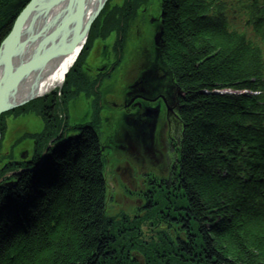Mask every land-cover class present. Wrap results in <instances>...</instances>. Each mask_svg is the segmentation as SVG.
<instances>
[{
    "label": "trees",
    "instance_id": "1",
    "mask_svg": "<svg viewBox=\"0 0 264 264\" xmlns=\"http://www.w3.org/2000/svg\"><path fill=\"white\" fill-rule=\"evenodd\" d=\"M30 1L0 0V44ZM113 1L99 18L121 16L128 0ZM230 3L241 29L229 20ZM159 7L162 57L184 92L176 176L183 203L162 214V221L175 218V226L165 225L167 232L150 242L139 243L141 232L133 228V249L139 247L146 264L160 263L158 257L162 264H200L202 258L204 264H264V0H160ZM98 24L89 39L98 36ZM85 51L60 99L52 93L0 117V178L35 168L47 142L66 128L58 114L66 112L67 89ZM227 91L258 94L221 93ZM26 115L37 117L41 130L22 132L3 152L8 119ZM22 141L32 150L24 161L12 153ZM54 148L46 168L13 177L16 187H0V264H137L116 236L124 230L106 214L96 133L88 128ZM181 235L187 243L178 242Z\"/></svg>",
    "mask_w": 264,
    "mask_h": 264
},
{
    "label": "flooded vegetation",
    "instance_id": "2",
    "mask_svg": "<svg viewBox=\"0 0 264 264\" xmlns=\"http://www.w3.org/2000/svg\"><path fill=\"white\" fill-rule=\"evenodd\" d=\"M150 8L149 6L142 8L144 18L142 22L135 26V38L133 36L132 41L127 40L131 17L123 18L120 24L121 36L119 41L111 38L108 41H103L102 43L106 45L101 46V49H104L103 52L99 48V54H97L99 57L93 63V67H87L90 63L86 66L87 73L91 78L89 82L100 75L107 74L110 70L116 72L115 79L121 82V86H119L121 93L117 96L109 97L106 93L101 94L102 98L109 100L110 105L115 109L113 123L118 121L124 113H127L125 115L137 114L139 106L144 109L156 107L155 128L158 132L153 136H156V139L160 137L161 142L155 143L150 140L151 145L148 148L141 144L140 150H131L127 154L118 152V156L123 157L127 155L128 157L118 159L116 164L118 165L120 161L123 162V167H116L118 170L116 174L119 178L123 179L122 181L129 180L133 185L134 166L140 172H143L141 174L143 177L141 183L143 189L139 190L138 195L145 200L151 197L156 187L166 189L173 183L171 177L177 164V142L180 132L178 122L180 98L177 96L178 91L175 89L176 86H173V81L166 77H169V75L164 71L165 64L163 59H157L156 49L153 45V36L160 22H158V16L156 17L151 14ZM122 52H124V59L122 58L119 63ZM96 70H98V73H96ZM119 71L124 73L123 78L117 76ZM142 77H145V81L141 88L129 93V87ZM115 84L116 82L113 83V87H115ZM171 97L175 99L174 105L170 103L169 99ZM88 114L90 113L88 112ZM84 120H86V117H84ZM115 147L117 148V146ZM121 149L127 150L123 146ZM102 150L104 151V156L110 154V152L112 154L115 151L112 145L111 147L106 146ZM114 154V156H117L116 153ZM149 156L152 157L150 158ZM149 168H154L156 171L154 172L153 170V176L144 171ZM154 184H156V187H154Z\"/></svg>",
    "mask_w": 264,
    "mask_h": 264
},
{
    "label": "water",
    "instance_id": "3",
    "mask_svg": "<svg viewBox=\"0 0 264 264\" xmlns=\"http://www.w3.org/2000/svg\"><path fill=\"white\" fill-rule=\"evenodd\" d=\"M105 2L31 0L28 3L8 39L0 45V116L60 87L64 70L70 69ZM33 12H37V17H33ZM161 36L159 32L155 37L158 45Z\"/></svg>",
    "mask_w": 264,
    "mask_h": 264
},
{
    "label": "rangeland",
    "instance_id": "4",
    "mask_svg": "<svg viewBox=\"0 0 264 264\" xmlns=\"http://www.w3.org/2000/svg\"><path fill=\"white\" fill-rule=\"evenodd\" d=\"M123 0H117V2H119V4H122ZM108 3V2H107ZM27 6V5H26ZM147 7H151L150 8V12L152 15H155L158 13L159 11V0H150L148 2V4L146 5ZM158 6V8H157ZM230 11H229V20L231 22V24H235L239 29L242 28V24H241V20L239 18V14L237 13V11L233 10V7H230ZM110 9L107 8V12ZM126 10H129L131 13V19H130V24H129V30H128V34H127V40L128 41H132L133 36L135 38V33L134 30L136 29V25L140 22H142L143 18H144V12L142 11L141 8V3L140 5H138L136 2H132L130 4H126L125 7H123L120 11V13L125 12ZM115 16L113 15H109L107 17H102L103 19H113ZM132 25H133V30H132ZM103 26V23L101 22V24H98L96 26V31L98 32H102L101 27ZM4 40V39H3ZM95 42V40H93L92 42H90V50H89V54L91 56L92 54V60L93 58L99 54L95 53L93 51L94 47L93 43ZM98 42H95V44ZM99 44V48L101 50V52H103L104 49H101V46H105L106 44L104 43H98ZM98 48V49H99ZM88 54V55H89ZM123 54L124 52H122V55L120 56V60L119 63L121 62V59L123 58ZM90 56L88 58L89 60V65L87 66L88 68L90 66L93 67V63L97 60V58L99 57L98 55L94 58V61L92 62V60L90 59ZM87 57V56H86ZM116 58H117V54H116ZM124 59V58H123ZM81 70V65L79 66V68H77V72L75 74L72 75L71 78V83L75 86H78L77 88H75L76 91H79L81 96L80 98L76 99L74 101L73 104H71V109H70V122L73 123H78L77 118L76 117H80V114H76L77 111L76 109L81 113V114H87L86 109L92 114V119L96 121V123L98 124L97 127V131H96V136L98 137L99 140V149L100 151L106 147V146H110L111 144L110 142H113V146L117 145V148L121 149V147H125V144L122 142L121 138L118 139V143H117V138H113L111 139V137H113L112 135L108 134V137L106 139H104V133H102L101 128L104 127L102 125V121H114L113 120V116L115 114V109L112 108L111 105L109 104H101V88L105 85V86H111L114 82V79L116 77V72L114 70H110L107 74L105 75H100L96 78L93 79V83L91 84L89 82V78L90 76L88 75L87 71H85L84 74L81 75L80 73ZM110 88V87H109ZM91 93L92 95H97L100 100H91L87 94ZM84 95V96H83ZM58 98H61V96H57ZM28 105V104H26ZM25 105V106H26ZM156 108V107H155ZM154 108V109H155ZM47 112L52 116L54 113L50 110L47 109ZM103 113L102 116H100V113ZM56 114V113H55ZM76 114V115H75ZM138 114V112H137ZM147 114L149 116H156V110H152V111H148ZM136 115V114H135ZM50 116V117H51ZM125 115H123L120 118V122L122 121L123 117ZM11 120V121H10ZM83 122H86V120H84ZM149 122H151L149 120ZM116 122L114 124H110L111 125H115ZM75 126H72L71 128H69V130L67 128H65V132H72ZM42 128V124L40 125V120L37 117H34L32 115H26L23 117L18 118L17 120H12V119H8V133L7 136L5 137L4 143H3V152L7 151L8 148L10 147L11 142L18 137L20 134H22V132L24 131H40ZM92 128V127H91ZM103 129V128H102ZM156 129V128H155ZM86 130V129H85ZM84 131V130H83ZM140 129L137 130L136 132L139 134ZM180 134V132H179ZM111 139V140H110ZM58 141H55V139H50L46 145L56 143ZM1 143V140H0ZM25 141L20 142L21 146L22 144H24ZM54 147H57V145L54 144ZM13 150L12 153L15 155L14 158H17V153H15V150H17V148L19 147H15L12 146ZM31 151L29 145L27 144V146H21L20 148V153L21 151ZM17 151V152H18ZM46 155H48V151L45 153ZM115 154L110 152V154H106L104 156V158H102V173H103V177L105 180V184H106V214L107 216H111L113 218V221L116 219L115 225L118 226V229L122 228L124 230V232L122 234L120 233H116V236L118 238L120 242V244L123 242L124 243V239H125V243H128V249L131 252L137 251L139 252V247H137V250L133 249V246H135V241L134 239L130 236V234L132 233L131 230H133V228L135 229L136 223L138 224L139 230L141 231V235L140 237L137 239V241L141 244L146 243V242H150L149 241H145V237L147 238H151V236L149 235V229L150 227V222L143 216L144 211H137L136 208L138 205H140L138 196H137V192H139V190L143 189L141 183L143 181V177H142V173L143 172H139L138 169L134 166V176H133V183L134 185L129 181V180H124V181H120L118 175L115 173V168H116V164L118 162V159H115ZM39 155L36 156L35 160H37ZM41 159L39 158L38 163H40ZM104 162H108L107 164H104ZM120 163H122L121 167L124 166L123 162L120 161ZM36 167V166H34ZM177 164L175 166L174 169V174L177 173ZM145 172H151V170H145ZM154 172H156L154 170ZM174 183L177 182L176 177H174ZM129 192H131L132 194H129ZM174 193L175 191L172 190L170 192V195L172 197H174ZM173 200V199H171ZM176 201V200H175ZM145 202V200L143 199V203ZM120 213V215L123 213L124 215H126L128 221H130V223H125L122 217H117V215ZM133 221H136V223H132ZM131 225V227H130ZM137 229V228H136ZM145 236V237H144ZM154 238V237H153ZM126 245H123V247H125ZM118 249L120 250V245L118 247ZM135 255V254H134ZM162 257H158V260L160 261V263L162 262ZM200 264H204V259L202 258L200 260ZM158 263V264H160ZM129 264V262H128ZM162 264V263H161ZM171 264V262H170ZM206 264H212L210 261Z\"/></svg>",
    "mask_w": 264,
    "mask_h": 264
},
{
    "label": "bare ground",
    "instance_id": "5",
    "mask_svg": "<svg viewBox=\"0 0 264 264\" xmlns=\"http://www.w3.org/2000/svg\"><path fill=\"white\" fill-rule=\"evenodd\" d=\"M33 17H37V12H33ZM6 39H8L7 37L4 39V40H6ZM256 45H260V42H259V40H255V41H253ZM2 43V42H1ZM84 44H85V42H81V48L84 46ZM94 52L95 53H98V50H94ZM77 54L78 53H76L75 54V57L77 56ZM75 57H74V59H75ZM91 57H92V55H91ZM113 58H115V57H113ZM74 64V60H73V63H72V65ZM68 70H64V73H63V77H62V80H61V84H60V86L62 85V83H63V80H64V76H65V74H66V72H67ZM96 73H98V70H96ZM124 73L122 72V71H119V73L117 74V76L118 77H120V78H123L124 76ZM89 79H91V78H89ZM116 82V84H115V87H113V84L111 85V86H103L102 88H101V90H100V92H101V94L102 93H106L109 97H115V96H117L118 94H120L121 93V91H119V89H120V87L119 86H121V82L118 80H116V79H114V82L113 83H115ZM90 83L92 84L93 83V80L92 81H90ZM110 87V88H109ZM75 93V92H74ZM75 94H77V93H75ZM87 96L91 99V100H100V98L97 96V95H92L91 93H88L87 94ZM101 104H109L110 105V101L109 100H107L106 98H102V96H101ZM117 110V109H116ZM118 111V110H117ZM148 111H152V109H149ZM125 114H127V113H124V115ZM103 115V113H101L100 114V116H102ZM125 117H126V121H127V123H126V126H124L122 123H120V121H116V124L115 125H111L110 126V124H114L113 123V121L111 120H109V121H102V125L104 126V127H102L101 128V132L102 133H104V139H106L107 137H108V134H110V135H112L113 137H118V136H121L120 135V133H119V130L120 129H122V128H124V127H128V128H130V129H132V130H137L138 128L140 129V128H144L142 125H144V126H146V127H150V129L152 128V125L151 124H156V123H154V122H152V123H150L149 122V120H148V118L147 117H145V116H139L140 117V119H137V120H133V119H131L130 118V115H125ZM117 122H119L118 124H117ZM144 123H146V124H144ZM127 130L126 129H124L123 130V132H126ZM156 132H158V131H156V129H154V130H152V131H150V134H154V135H156ZM136 135H134V136H131V139L135 142V144H138L139 143V141H137L136 139ZM157 137L156 136H151L150 137V140L152 141V142H161V139H160V137H158V139H156ZM146 143V142H145ZM145 143H141V144H143V145H145ZM137 149V148H136ZM115 159H122V157H120V156H115ZM108 162H104V164H107ZM39 164V163H38ZM46 165L47 164H45V163H43V164H41V168H46ZM36 169H31V170H24V171H22L21 173H23V172H26V171H35ZM36 171H38V170H36ZM115 173L116 172H118V170H117V168H115ZM20 173V175H19V177L22 175ZM177 174H174V176H176ZM119 180L120 181H122L123 179L122 178H119ZM175 182V181H174ZM173 187V189L175 190V197H174V199L176 200V203H178L180 206H182V203H183V199L180 197V195H181V193L183 192V190H182V187L180 186V185H178L177 183H172L171 184ZM15 187H16V183H15V185H14ZM186 199V198H185ZM147 241H148V237L147 238H145ZM178 240H176L175 242H177ZM129 254H130V252H128ZM113 259H117V257H112ZM109 261V260H108Z\"/></svg>",
    "mask_w": 264,
    "mask_h": 264
}]
</instances>
